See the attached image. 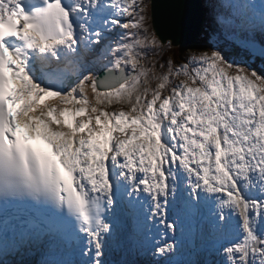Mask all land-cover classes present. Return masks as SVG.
<instances>
[{
	"label": "snow or ice",
	"instance_id": "obj_1",
	"mask_svg": "<svg viewBox=\"0 0 264 264\" xmlns=\"http://www.w3.org/2000/svg\"><path fill=\"white\" fill-rule=\"evenodd\" d=\"M153 9L0 0V264H264V0L182 62Z\"/></svg>",
	"mask_w": 264,
	"mask_h": 264
},
{
	"label": "water",
	"instance_id": "obj_2",
	"mask_svg": "<svg viewBox=\"0 0 264 264\" xmlns=\"http://www.w3.org/2000/svg\"><path fill=\"white\" fill-rule=\"evenodd\" d=\"M153 4L154 24L161 35L176 39V47L196 43L202 28L199 0H153Z\"/></svg>",
	"mask_w": 264,
	"mask_h": 264
},
{
	"label": "bare ground",
	"instance_id": "obj_3",
	"mask_svg": "<svg viewBox=\"0 0 264 264\" xmlns=\"http://www.w3.org/2000/svg\"><path fill=\"white\" fill-rule=\"evenodd\" d=\"M201 2H202V4H203V6H204V0H200ZM203 9V8H202ZM204 10V9H203ZM205 12V11H204ZM210 21V20H209ZM258 36V35H257ZM175 56L178 58V56H177V52L175 53ZM179 58H180V62L182 61V56L181 55H179ZM101 67L100 66H98V65H95V66H92L91 67V69H92V72L94 73V74H96L97 73V71L100 69ZM74 86V85H73ZM88 90H89V87H88ZM85 94L88 96V99H90V95L88 94V91H86L85 90ZM50 101H51V99H49ZM57 100H59L58 98H57ZM54 102H57V101H53V102H51L50 104H46L47 106H50V107H54ZM59 103V102H58ZM60 105V104H59ZM58 104H57V111H59V108H60V106H62L63 107V105H60L59 106ZM78 106V105H77ZM43 106H41V108H42ZM56 107H54V108H56ZM68 107H72L71 105H69ZM40 110L41 109H37V111H36V114H39V112H40ZM55 127V126H54ZM59 128L60 129H62V130H67L66 128H64V126L61 124L60 126H59ZM65 132V131H64ZM131 259H138V260H141V261H146V260H148L149 259V257H147V256H143V257H139V258H135L134 256H132L131 257ZM17 260H19V259H17Z\"/></svg>",
	"mask_w": 264,
	"mask_h": 264
},
{
	"label": "trees",
	"instance_id": "obj_4",
	"mask_svg": "<svg viewBox=\"0 0 264 264\" xmlns=\"http://www.w3.org/2000/svg\"><path fill=\"white\" fill-rule=\"evenodd\" d=\"M204 37L207 38V33H206V35L203 36V38H201V41H200L196 46L191 47V48H189V49L197 50V51H202L204 48H206V46H208V45H207L208 40H206ZM203 51H205V50H203ZM222 54H223V53H222ZM223 55H224V54H223ZM224 56H225V55H224ZM227 59H229V60H233V61H237V62H240V61H241V60H239V59H237V58H235V57H232V56H230V55L227 56ZM257 62H258V61H257Z\"/></svg>",
	"mask_w": 264,
	"mask_h": 264
},
{
	"label": "rangeland",
	"instance_id": "obj_5",
	"mask_svg": "<svg viewBox=\"0 0 264 264\" xmlns=\"http://www.w3.org/2000/svg\"><path fill=\"white\" fill-rule=\"evenodd\" d=\"M178 48H180V49H178ZM181 48H182L181 46H180V47H175V48L172 49V50H177V49H178V50H181ZM190 52H191V50H185V51H184V53H190ZM85 90L88 91V87H86ZM57 104L59 105L60 102H59V103L56 102V103L54 104V107H56ZM90 104H91V102H90ZM60 105H61V104H60ZM60 105H59V106H60ZM71 106H72V105H71ZM61 107H62V106H60V108H61ZM75 107H80V105H78V106L76 105ZM117 107H118V106H117ZM56 108H57V107H56ZM60 108H59V109H60ZM57 109H58V108H57ZM89 115H91V113H89Z\"/></svg>",
	"mask_w": 264,
	"mask_h": 264
}]
</instances>
